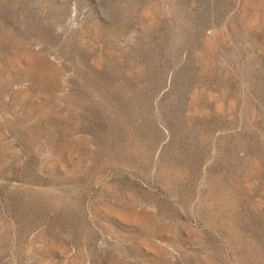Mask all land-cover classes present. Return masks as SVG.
I'll return each mask as SVG.
<instances>
[{
    "label": "rangeland",
    "instance_id": "374dc122",
    "mask_svg": "<svg viewBox=\"0 0 264 264\" xmlns=\"http://www.w3.org/2000/svg\"><path fill=\"white\" fill-rule=\"evenodd\" d=\"M0 264H264V0H0Z\"/></svg>",
    "mask_w": 264,
    "mask_h": 264
}]
</instances>
